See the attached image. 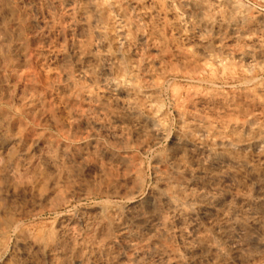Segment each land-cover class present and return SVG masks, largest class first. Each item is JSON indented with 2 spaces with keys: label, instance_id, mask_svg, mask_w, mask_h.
Masks as SVG:
<instances>
[{
  "label": "rangeland",
  "instance_id": "1",
  "mask_svg": "<svg viewBox=\"0 0 264 264\" xmlns=\"http://www.w3.org/2000/svg\"><path fill=\"white\" fill-rule=\"evenodd\" d=\"M0 146V264H264V0H0ZM184 163L239 243L130 227L132 262L118 226Z\"/></svg>",
  "mask_w": 264,
  "mask_h": 264
},
{
  "label": "bare ground",
  "instance_id": "2",
  "mask_svg": "<svg viewBox=\"0 0 264 264\" xmlns=\"http://www.w3.org/2000/svg\"><path fill=\"white\" fill-rule=\"evenodd\" d=\"M77 1V0H76ZM82 1V0H81ZM197 1V0H196ZM186 2V1H185ZM216 2V1H215ZM73 3V2H71ZM193 3V2H191ZM217 3V2H216ZM81 5V3H79ZM70 6V5H69ZM208 6V5H207ZM205 7V6H204ZM77 8V7H76ZM189 8V7H188ZM206 8V7H205ZM211 7L208 6V9H210ZM218 8V7H217ZM82 10V9H81ZM87 10V9H86ZM194 10V9H193ZM202 10V9H201ZM205 10V9H204ZM171 11V10H170ZM195 11V10H194ZM80 12V10H79ZM87 11H85L86 13ZM82 13V11H81ZM80 13V14H81ZM173 13H174V9H173ZM180 13V12H179ZM178 14V13H177ZM182 14V13H181ZM183 15V14H182ZM175 16V13H174ZM177 17V16H176ZM84 18L86 19L85 15ZM178 18V17H177ZM188 18V16H187ZM189 19V18H188ZM82 20V19H81ZM185 20V19H184ZM187 22V21H186ZM185 22V24H186ZM180 24V22H179ZM182 24V23H181ZM192 24V23H191ZM83 24H81L82 26ZM86 25V24H85ZM185 26V25H184ZM188 26V25H187ZM194 27V26H192ZM81 28V27H80ZM201 30V29H200ZM200 33V32H199ZM198 35V34H197ZM193 37V36H192ZM199 37V36H198ZM198 39V38H197ZM198 41V40H197ZM17 42V41H16ZM198 43H200L198 41ZM79 48V47H78ZM76 54V53H75ZM78 57V56H77ZM84 59V58H83ZM89 61V60H88ZM86 63V62H85ZM92 64V61H91ZM82 67V66H81ZM87 67V66H86ZM82 74V73H81ZM262 91V90H261ZM104 93V92H103ZM101 95V94H100ZM105 95V94H104ZM114 96V95H113ZM261 97V96H260ZM114 98V97H113ZM107 99V98H106ZM113 120V119H112ZM207 123V122H206ZM213 123V122H212ZM204 124V123H203ZM206 125V124H205ZM235 127V126H234ZM121 130V129H120ZM211 130V128H210ZM14 141V140H12ZM16 141V140H15ZM10 145H13L11 142H9ZM4 144H6L4 142ZM9 145V144H7ZM1 147V146H0ZM3 147V146H2ZM7 147V146H6ZM184 147V146H182ZM186 147V146H185ZM4 148V147H3ZM11 148V147H10ZM6 149V148H5ZM6 151V150H5ZM4 151V152H5ZM7 151H9L7 149ZM179 151V150H178ZM2 152V151H0ZM182 153V152H181ZM200 154V153H199ZM198 154V155H199ZM174 157V155H172ZM176 156V155H175ZM206 156V155H205ZM173 157H171V160ZM194 157V156H193ZM6 158V157H5ZM5 158L3 160H5ZM202 160V158H201ZM204 160V159H203ZM202 160V161H203ZM177 161V160H176ZM180 161V160H179ZM226 161V160H225ZM224 161V162H225ZM4 162V161H3ZM178 162V161H177ZM176 162V164H177ZM219 163V162H218ZM5 164L7 165V162H5ZM179 164V163H178ZM177 164V165H178ZM187 164V163H186ZM222 164V163H220ZM184 167H173L172 170L170 171V175L162 177L161 181L163 183V188H154L151 189L146 198H145V204L142 207L141 210H136V211H127L126 212V217L123 223H121L118 228H119V233L121 234V236L123 238H125V243H124V248L130 251V255L131 258L130 260L133 261H137V259L139 258V256H142V254H149L150 252H156L154 249L149 250V251H142L139 248H137V242L136 241V233H134L130 227H136V228H142L145 229L147 231H152V232H159L161 230L163 231H171L172 233H175L178 235V237L180 236V240L183 246V249L186 253H192L195 251L194 247L191 245L194 243H192V241H196L199 242L201 241V233H200V229H201V225L202 224H207L209 226L212 227H216V228H220V231L218 233V237L219 238H227V239H233V237L237 234L236 229L239 227V223L236 221V214L237 211L236 209H234L233 207H231L228 204V198L230 196L229 192L228 193H222L217 195L214 191H210L209 189L202 187L203 185L197 186L196 188H188L189 186L187 185V183H180L177 182V180H174L175 178H177L179 176L180 173H182L183 175H189V176H197V177H205V172H203V167H185V163L183 164ZM214 165V164H213ZM234 164H232L233 166ZM217 166V165H215ZM228 167V166H227ZM235 166H233L234 168ZM164 168V167H163ZM217 168H221V167H217ZM224 168V166H223ZM229 168V167H228ZM231 168V167H230ZM214 169V168H213ZM222 169V168H221ZM220 169V171H221ZM235 169V168H234ZM217 171H219L218 169H215ZM223 170V169H222ZM229 170V169H227ZM227 170L225 169L224 171L227 172ZM236 170H240L237 169L236 166ZM11 171V170H9ZM212 171V170H211ZM219 171V172H220ZM12 172V171H11ZM215 172V171H214ZM7 173V172H6ZM162 173V172H161ZM209 173V172H207ZM229 173V172H228ZM241 173L243 174V172L241 171ZM245 173V172H244ZM8 174V173H7ZM230 174V173H229ZM214 175V174H213ZM221 175V174H220ZM227 175V174H226ZM245 175V174H244ZM255 175V174H254ZM188 176V177H189ZM209 177H213L212 175L210 176L209 173ZM215 177V175H214ZM213 177V180H211V185H215L216 184V178ZM218 177V176H217ZM223 177V176H222ZM257 177V176H256ZM230 178H228L229 180ZM227 180V178H226ZM225 180V181H226ZM240 180V179H239ZM242 180V179H241ZM175 182V183H171V182ZM243 181V180H242ZM193 182V181H192ZM166 183V184H165ZM192 184V183H191ZM194 185H196V183L193 182ZM201 184V183H200ZM162 185V184H161ZM198 185V184H197ZM246 186V185H245ZM191 187V186H190ZM195 187V186H194ZM206 187V186H205ZM211 190H213L214 188H210ZM4 190V189H3ZM234 190V189H233ZM244 190V189H243ZM246 190V189H245ZM262 193V192H261ZM2 196L4 197V195L2 194ZM3 200V199H2ZM256 200V198H255ZM11 201V200H10ZM13 201V200H12ZM11 201V202H12ZM234 201V200H233ZM232 201V203H233ZM242 201H245L242 200ZM135 202V201H134ZM230 202V201H229ZM256 202V201H255ZM130 204V203H129ZM128 204V206H129ZM235 204V203H234ZM257 204V202H256ZM132 205V204H131ZM239 205V203L237 204ZM245 205V204H243ZM9 207V206H8ZM132 209L134 207V205L130 206ZM136 207V206H135ZM140 207V206H139ZM239 207V206H238ZM261 207V206H260ZM5 209H7V207H5ZM140 209V208H139ZM262 209V208H261ZM1 211V210H0ZM244 210H242L241 212H243ZM2 212V211H1ZM240 212V210H239ZM238 212V213H239ZM4 214V212H2ZM246 213V212H245ZM239 216V215H237ZM236 216V217H237ZM124 217V216H123ZM260 217H262V215H260ZM258 218L257 214L255 215L254 212L249 214V219L251 220V223L253 225H256L258 223ZM116 219V218H114ZM248 219V218H247ZM261 221V220H260ZM71 222V221H70ZM243 222V221H242ZM67 223V222H66ZM85 223V222H84ZM62 224V223H61ZM71 225V224H70ZM88 225V223L86 224ZM84 225V226H86ZM104 225V224H103ZM63 226V225H62ZM61 226V227H62ZM87 229V226L85 227ZM55 229V228H54ZM58 229V228H57ZM72 229V226H71ZM259 229V228H258ZM78 230V229H77ZM232 230V231H230ZM239 230V229H238ZM241 231V230H240ZM103 232V231H102ZM242 232V231H241ZM59 233V231H58ZM72 233V232H71ZM239 233V232H238ZM53 234V233H52ZM157 234V233H156ZM245 236V233H243ZM21 235V234H19ZM74 235L73 233L71 234ZM240 235V234H239ZM242 235V234H241ZM76 235H74L75 237ZM110 236V235H109ZM145 236V235H144ZM70 237V241L72 240V238ZM21 238V237H19ZM204 238V237H203ZM236 238V236H235ZM239 238V237H237ZM236 238V239H237ZM44 239V238H43ZM69 239V238H68ZM203 240V239H202ZM123 241V240H122ZM191 241V244L190 242ZM42 242V241H41ZM35 237L29 236L28 234H26V236H22L21 239L16 241V244L18 247H23L24 245H28L30 247H37L40 245V243ZM45 242V241H44ZM55 241L53 240L51 242L54 243ZM89 242V241H88ZM112 242V241H111ZM143 242V241H142ZM235 242H238L234 240V244ZM49 243V242H48ZM71 243V242H70ZM109 243V242H108ZM175 243V242H174ZM233 243V242H232ZM248 243V242H247ZM50 244V243H49ZM212 244V243H211ZM237 244V243H236ZM235 244V245H236ZM15 245V244H14ZM59 245V244H58ZM150 245V244H149ZM232 245V244H231ZM251 245V244H250ZM51 246V245H50ZM67 246V245H66ZM115 246V245H114ZM228 246V245H226ZM230 246V245H229ZM245 246V245H244ZM27 247V246H26ZM25 247V248H26ZM71 247V246H70ZM111 247V246H110ZM41 248V247H39ZM95 248V247H94ZM118 248V246H117ZM231 248V247H230ZM240 248V247H239ZM263 248V247H262ZM261 248V249H262ZM22 250V248H20ZM29 249V248H27ZM27 249H25L27 251ZM33 249V248H32ZM57 249V248H56ZM70 249V248H69ZM121 249V248H120ZM222 249V248H221ZM241 249V248H240ZM16 250V249H14ZM35 250V249H34ZM89 250V249H88ZM147 250V248H146ZM31 251V250H30ZM42 251V250H41ZM52 251V250H50ZM50 251L48 250V252L50 253ZM54 251V249H53ZM77 251V250H76ZM82 251V249H81ZM99 251V249H98ZM166 251V250H165ZM168 251V250H167ZM240 251V250H239ZM264 251V250H263ZM17 252V251H15ZM44 252V251H43ZM79 252V251H78ZM88 252V251H87ZM101 252V251H100ZM18 253V252H17ZM39 253V252H38ZM49 253L48 256H49ZM58 253V252H57ZM69 253V252H68ZM67 253V254H68ZM77 253V252H76ZM82 253V252H81ZM81 253L79 255V257H81ZM113 253V252H111ZM110 253V254H111ZM120 253V252H119ZM33 254V253H32ZM46 254V255H47ZM60 254V253H58ZM19 255V254H18ZM21 255V254H20ZM29 255V254H28ZM52 255V254H51ZM57 255V254H56ZM55 255V256H56ZM86 255V254H84ZM95 255V254H94ZM98 255V254H96ZM103 255V254H102ZM113 255V254H111ZM234 255V254H233ZM22 256V255H21ZM27 256V254H26ZM30 256V255H29ZM60 256H63L62 254ZM99 257L101 255H98ZM97 256V257H98ZM117 256V255H115ZM152 256V255H151ZM172 256V255H171ZM15 257V256H14ZM54 257V255H53ZM72 255L69 257L71 258ZM93 257V256H92ZM91 257V259H92ZM97 260H102L101 258ZM109 257V256H108ZM113 257V256H112ZM213 259L215 257L212 256ZM210 258V262L211 259ZM32 258V257H31ZM48 258V257H47ZM50 258V257H49ZM64 258V257H63ZM85 258V257H84ZM104 258V255H103ZM117 258V257H116ZM119 258V257H118ZM155 258V257H154ZM158 259H153L155 260L154 262H152L151 264H163L165 261L161 258V257H157ZM164 258V257H163ZM208 257H206L207 259ZM24 259V256H23ZM35 259V258H34ZM45 259V258H43ZM52 260V257L50 258ZM49 259V261H50ZM55 259H59L54 257ZM80 259V258H79ZM105 259H106V255H105ZM110 259V258H109ZM212 259V260H213ZM27 260V259H26ZM33 260V259H32ZM48 260V259H45ZM44 260V261H45ZM124 260V259H123ZM147 260V259H146ZM188 260V259H187ZM215 260V259H214ZM246 260V259H245ZM17 262L19 261L18 259L16 260ZM37 261V260H35ZM53 261V260H52ZM77 261V260H76ZM90 261V260H88ZM126 261V260H125ZM196 261V260H195ZM206 261V260H205ZM27 262V261H26ZM30 262V261H29ZM42 262V261H41ZM46 262V261H45ZM44 262V263H45ZM48 262V261H47ZM68 262V260H67ZM124 262V261H122ZM143 262V261H142ZM151 262V261H149ZM247 262V261H246ZM22 263V262H21ZM33 263V262H31ZM28 263V264H31ZM50 263V262H49ZM71 263V262H70ZM69 263V264H70ZM101 263V262H100ZM105 263V262H104ZM103 263V264H104ZM116 263V262H115ZM230 263V262H229ZM20 264V263H19ZM26 264V263H25ZM43 264V263H42ZM51 264H54L51 263ZM109 264V263H108ZM119 264V263H118ZM146 264V263H145ZM196 264V263H194ZM210 264V263H209ZM212 264V263H211ZM216 264V263H215Z\"/></svg>",
  "mask_w": 264,
  "mask_h": 264
}]
</instances>
